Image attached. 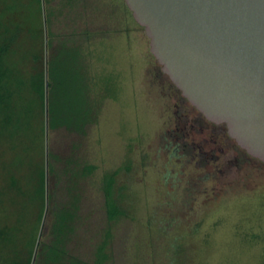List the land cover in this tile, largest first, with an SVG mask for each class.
Wrapping results in <instances>:
<instances>
[{"label": "rangeland", "instance_id": "obj_1", "mask_svg": "<svg viewBox=\"0 0 264 264\" xmlns=\"http://www.w3.org/2000/svg\"><path fill=\"white\" fill-rule=\"evenodd\" d=\"M1 12L18 26L12 61L26 73L35 56L45 70L55 49L76 48L97 107L83 134L47 129L44 114L34 141L0 140L4 222L22 212L24 228L35 224L30 195L43 166L45 206L72 211L66 246L85 263L109 233L104 264H263L264 164L220 161L203 180L196 160L180 162L161 146L179 96L124 0H0ZM112 172L124 216L108 221L101 183Z\"/></svg>", "mask_w": 264, "mask_h": 264}, {"label": "water", "instance_id": "obj_2", "mask_svg": "<svg viewBox=\"0 0 264 264\" xmlns=\"http://www.w3.org/2000/svg\"><path fill=\"white\" fill-rule=\"evenodd\" d=\"M161 72L264 163V0H124Z\"/></svg>", "mask_w": 264, "mask_h": 264}, {"label": "trees", "instance_id": "obj_3", "mask_svg": "<svg viewBox=\"0 0 264 264\" xmlns=\"http://www.w3.org/2000/svg\"><path fill=\"white\" fill-rule=\"evenodd\" d=\"M37 5L41 0H34ZM18 26L4 20L0 13V140L19 143L37 139L38 117L45 114L49 130L63 128L83 134L97 114L90 98L89 80L80 63V53L74 47L61 45L49 56L45 70L40 57H34V68L24 72L12 61ZM44 124V122H43ZM43 125L39 128L42 134ZM93 167H88L90 172ZM116 172L104 175L101 183L105 215L108 221L124 216L114 195ZM31 202L38 203L35 224L23 227L19 212L13 224L4 222L0 211V264H104L108 260L106 247L109 233L96 247L91 263H85L69 253L66 243L72 232L73 213L69 209L45 206L46 173L43 166L36 168ZM11 190L19 195L20 187L12 182ZM1 205V201H0ZM49 205V203H48ZM44 218L48 223L38 232ZM42 240L39 241V237ZM264 264V262H263Z\"/></svg>", "mask_w": 264, "mask_h": 264}, {"label": "flooded vegetation", "instance_id": "obj_4", "mask_svg": "<svg viewBox=\"0 0 264 264\" xmlns=\"http://www.w3.org/2000/svg\"><path fill=\"white\" fill-rule=\"evenodd\" d=\"M171 86L179 97H175L174 123L163 133L161 146L167 150L171 149L178 161L191 163L196 160L198 169L205 168L206 173L200 175L204 180L210 177L211 170H216L220 161L223 167L228 168L232 164L237 165L239 158L242 162L258 160L249 156L229 137L224 124L205 119L172 83ZM231 151L233 155L230 158L228 155ZM259 163L264 164L261 161Z\"/></svg>", "mask_w": 264, "mask_h": 264}]
</instances>
